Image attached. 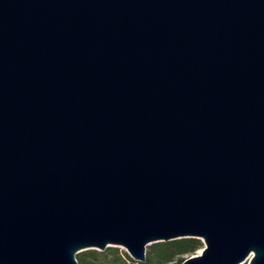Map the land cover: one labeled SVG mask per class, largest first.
Here are the masks:
<instances>
[{
  "label": "water",
  "instance_id": "1",
  "mask_svg": "<svg viewBox=\"0 0 264 264\" xmlns=\"http://www.w3.org/2000/svg\"><path fill=\"white\" fill-rule=\"evenodd\" d=\"M177 239L264 264V0H0V264Z\"/></svg>",
  "mask_w": 264,
  "mask_h": 264
},
{
  "label": "rangeland",
  "instance_id": "2",
  "mask_svg": "<svg viewBox=\"0 0 264 264\" xmlns=\"http://www.w3.org/2000/svg\"><path fill=\"white\" fill-rule=\"evenodd\" d=\"M177 240H182V239H177ZM177 240L149 244L145 248V261L142 263L132 260L128 255V253L126 252V250L120 246H110L104 249L103 251L95 250V249H86L76 254L75 258L76 256H79L80 258H84L86 264H145L148 259H150L148 264H180V262L182 263L185 259L198 255L201 252L202 248L204 247L203 243L200 241L202 246L197 251L183 255L182 254L175 255L174 257L168 259V261H162L159 257L160 254L156 252L155 254L150 255L149 257L150 248L159 249V248H163L164 246L166 248L168 244ZM240 264H249V258Z\"/></svg>",
  "mask_w": 264,
  "mask_h": 264
},
{
  "label": "trees",
  "instance_id": "3",
  "mask_svg": "<svg viewBox=\"0 0 264 264\" xmlns=\"http://www.w3.org/2000/svg\"><path fill=\"white\" fill-rule=\"evenodd\" d=\"M162 246V245H160ZM164 246V245H163ZM201 242L200 240H196V239H182V240H177L174 242H171L170 244H168V246L165 248V246L163 248H150L149 250V257L150 255H153L156 253L160 254V259L162 261H168V259L174 257L175 255H183V254H188V253H192L194 251H197L198 249L201 248ZM77 259V263L78 264H86L84 258H80L79 256H76ZM150 261V259H148L146 261L145 264H148V262ZM181 264V262H180Z\"/></svg>",
  "mask_w": 264,
  "mask_h": 264
}]
</instances>
